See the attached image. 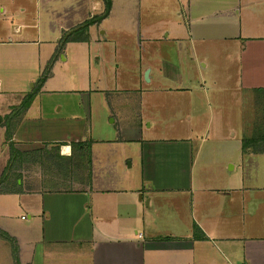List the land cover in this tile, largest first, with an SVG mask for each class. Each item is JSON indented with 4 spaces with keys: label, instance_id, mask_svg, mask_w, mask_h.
Returning <instances> with one entry per match:
<instances>
[{
    "label": "crops",
    "instance_id": "obj_1",
    "mask_svg": "<svg viewBox=\"0 0 264 264\" xmlns=\"http://www.w3.org/2000/svg\"><path fill=\"white\" fill-rule=\"evenodd\" d=\"M57 4L0 0V264H264V138L250 130L264 0H111L81 35L105 0ZM131 45L137 70L117 64L115 84L95 86L107 75L94 58ZM174 49L189 53L188 72L170 63ZM68 62L80 88L55 77ZM192 67L220 83L207 121V92L183 84ZM57 91L77 114L42 101ZM95 98L117 128L68 138ZM152 107L185 116L151 132Z\"/></svg>",
    "mask_w": 264,
    "mask_h": 264
},
{
    "label": "rangeland",
    "instance_id": "obj_2",
    "mask_svg": "<svg viewBox=\"0 0 264 264\" xmlns=\"http://www.w3.org/2000/svg\"><path fill=\"white\" fill-rule=\"evenodd\" d=\"M67 2H69V0H58L57 5L62 8L63 5H65ZM130 47L132 49L124 52L123 55L121 53L118 59L114 58L113 53H112L113 48L111 46L106 48L105 55L108 56L107 58L103 56V59L101 62H99L98 60L96 61V59L94 58V61H95L94 66L97 70V73H99L100 75H102L103 73L107 75V77H105V80L103 77H100L99 81L95 82V86H104V87L113 86L115 84V81H112L113 78L111 76H112L113 69L117 66V64H118V68L120 69L119 72L127 71L128 73H133L134 71L137 70V68L139 67L138 63H139L140 51L133 48L132 45ZM170 53H171L170 63L174 65V69L177 67V69H180L182 72L187 69V72H188L189 67L187 68L186 64L189 63L188 62L189 53L186 54L184 51L180 52L177 49L171 50ZM154 54L157 55V52L154 51ZM151 59L155 60L156 58L151 57ZM66 66L67 67H63L56 72L55 77L57 81L61 82L63 79L65 81L66 78H68L69 83H67L66 81L64 86H68L67 84H69L70 86H75L76 88H80L81 82H82L81 77H84L85 75L83 72L79 70L80 68L79 64L68 62ZM129 69L130 71H128ZM148 70L149 69L144 71L143 77L145 78V81H149L146 78L147 77L146 74ZM93 75H94V72H93ZM183 77H186V76L183 75ZM212 81L213 80L210 79V77H205V79H201L200 76L198 75V72L193 67H192V75L189 77H186V79L183 80V84H188L187 86H191L193 89H197L196 91L202 90L201 92L203 94H204L203 91L207 92L208 101H206L205 97L201 100L203 102V105H202L203 112L200 114V116L202 117L204 121H207L209 119L210 112H211L210 106L211 107L216 106V102H215L216 98L213 96L212 90L216 89L217 85H219L220 83H217L215 81L216 85H214ZM171 85L174 87L178 84L176 83V84H171ZM208 92H210V95H208ZM72 95H73L72 93H67V92L65 93L62 91H57L55 93L52 92L50 93V95H47V96L43 95L42 101L45 102V99H48L54 104L58 103V108L59 107L65 108L63 109V111H61V117H64V116L71 117L72 115L77 114L78 113L77 111L79 110V109L76 110L77 106L76 104L73 103L74 96ZM95 99L97 100L98 104H96V101L95 102L92 101L91 114L88 119L85 118L87 125L85 126L83 131L78 132L79 130L78 128L72 127L68 131L73 130L72 131L73 134L72 132H69V134L67 135L69 136L68 138L73 139L74 137H77L76 134L83 138H91V137H93L94 139L109 138V135H108L110 133L109 129L117 128L116 124H112V118H108L107 111L103 107L102 102L97 98ZM194 100L195 102L199 101L198 98H195ZM81 113L83 114L82 111ZM151 113L153 114L151 116L158 119V123H156L155 128L151 132H154V130H156L155 132H160V133H163L164 130H166V127H167L166 122H165L166 119L176 118V120H178L179 118L182 119V117L185 116L184 114H180L178 112H176L175 114L164 113L162 108H161V111H159L158 109H155L153 111V107H152ZM250 123H251L250 125L251 134L255 133L256 136L258 135L257 136L258 138L259 137L261 139L264 138V99L263 101L261 100V95H259L258 97H256L255 95L254 101L251 102ZM75 131H77L78 133H76Z\"/></svg>",
    "mask_w": 264,
    "mask_h": 264
},
{
    "label": "trees",
    "instance_id": "obj_3",
    "mask_svg": "<svg viewBox=\"0 0 264 264\" xmlns=\"http://www.w3.org/2000/svg\"><path fill=\"white\" fill-rule=\"evenodd\" d=\"M105 3H106V9H105V12L103 13V15L93 17L83 27H81L80 29L75 30L73 33L78 34V35H81V33L85 32L86 28L88 27V24H90V23H96L99 20H101L103 17L107 16L108 13L110 12V9H111V0H105ZM70 37L71 36L67 37V39L70 38ZM85 38L87 39V37H85Z\"/></svg>",
    "mask_w": 264,
    "mask_h": 264
},
{
    "label": "water",
    "instance_id": "obj_4",
    "mask_svg": "<svg viewBox=\"0 0 264 264\" xmlns=\"http://www.w3.org/2000/svg\"><path fill=\"white\" fill-rule=\"evenodd\" d=\"M146 75H147L146 78L149 80V71H147V74Z\"/></svg>",
    "mask_w": 264,
    "mask_h": 264
}]
</instances>
